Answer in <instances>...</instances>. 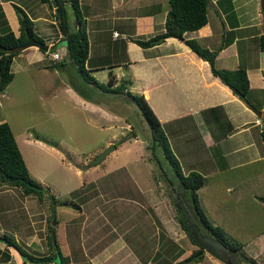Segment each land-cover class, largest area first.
<instances>
[{
  "label": "rangeland",
  "instance_id": "374dc122",
  "mask_svg": "<svg viewBox=\"0 0 264 264\" xmlns=\"http://www.w3.org/2000/svg\"><path fill=\"white\" fill-rule=\"evenodd\" d=\"M16 1L24 2L29 14L39 10L42 18L51 19L47 2ZM68 3L65 6L72 25L73 9ZM38 6L46 7V11ZM226 31L221 29L222 34L217 37L221 38ZM248 42L258 44L257 38ZM54 48L50 44L47 52ZM14 58V77L0 96V117L10 124L31 176L45 191L38 199L33 194H22L19 187L0 182V231L16 234L25 249L45 255L52 250V228L62 243L67 264H194L195 261H177L197 249L182 229L179 217L184 214L197 221L204 234L208 230L194 215L190 192L178 194L176 187L169 185L168 178L177 179L172 162L161 144L152 148L149 127L138 105L129 98L120 100L117 93L93 90L91 82L85 83L79 77L74 63L65 70L54 64L40 69L39 63L20 69L16 63H23ZM45 61L53 62L47 58ZM64 62L67 64L66 59ZM62 81L63 86L84 83L83 92L114 100H104L105 112L99 105L90 109L69 98L60 88ZM132 89L134 93L138 88ZM153 110L157 115L154 107ZM173 121L176 137L169 122L162 126L165 132L169 128L167 137L172 152L179 156V164L183 162L186 170V153L190 156L196 146L203 148L204 140L198 134L199 128L186 126L185 118ZM180 132L186 135L179 137ZM112 142L115 147L105 158L90 164ZM180 166L182 173L187 174L182 163ZM260 166L261 161L245 165L251 174L245 178L243 166L230 171L232 178L229 172L222 177L214 171L198 190L208 218L222 224L228 234L241 242L264 229V202L259 199L264 194V165L262 174L256 172ZM229 183L234 190H229ZM60 201H74L77 205H61L57 203ZM11 247L0 241V249L12 251ZM261 248L257 252L264 262V247ZM139 254L142 263L136 259ZM11 256L4 260L0 253V264H17ZM205 256L216 258L210 253Z\"/></svg>",
  "mask_w": 264,
  "mask_h": 264
},
{
  "label": "crops",
  "instance_id": "0c3cea01",
  "mask_svg": "<svg viewBox=\"0 0 264 264\" xmlns=\"http://www.w3.org/2000/svg\"><path fill=\"white\" fill-rule=\"evenodd\" d=\"M0 1L10 28L18 35L19 22L13 4L20 5L27 12L24 2ZM166 2L167 0H79L88 37L85 67L99 82L110 81L111 87L117 86L124 80L127 81V89L132 93V88H138L134 93L142 94L150 101L161 123L171 124L174 137L176 131L173 120L185 118L188 128L194 125L195 128L200 129L198 134L204 140L203 148L199 149L196 146L190 156L186 153L188 159L186 170L183 168L184 163L181 162L182 169L186 173L191 170L198 171L205 177L206 183L207 176L215 173L214 171L222 177L229 172L232 178L230 171L243 166L244 177L251 175L250 171L245 169V165L261 161V166L256 172L258 175L262 174L264 146L261 131L264 129V122L253 110V107L264 109V48L260 46L264 35V21L260 0H209L207 22L197 29L183 32L184 39L194 38L201 45L217 50L214 60L216 67L245 68L250 87L248 102L239 98L228 85L213 75L208 60L195 53L184 39L167 36L163 41L148 47L141 46L133 40L146 39L165 31L164 23L169 8ZM47 6L51 19L42 18V12L40 13L39 10H33L34 15L27 13L35 21L36 33L50 41L48 49L50 44H54L53 51L60 53L63 60L66 59L67 64L64 62L54 66L65 70L68 65L73 66V62L66 56V45L63 44L65 39L55 17L56 8L49 3ZM38 7L46 11V7L43 6L44 9ZM144 8L148 9L145 11ZM220 26L222 30L227 29L226 34L221 38L217 37L222 34ZM114 31L118 35H115ZM45 34L48 36L44 37ZM252 38H257V46L249 44L248 40ZM47 51L36 46L22 49L13 56L11 70L15 74L12 67L15 56L19 59L17 62L23 63L22 65L16 63L18 68L21 67L20 69H27L28 65L33 63H39L38 68L45 69L48 65L51 67L59 62L51 59L52 51ZM46 58L53 62H46ZM77 72L79 75V71ZM60 83H62L60 88L67 92L69 98L90 109H93L92 105H99L104 111L102 100L89 99L77 92L74 86L70 84L63 86V81ZM83 84L79 86L82 87ZM91 85H93L92 89L98 92H109L102 91L94 84ZM6 87L0 92V96L4 95ZM116 93L120 96V100L122 96L129 98L126 92ZM188 117L192 121H187ZM3 120L5 118L0 117V121ZM166 134L170 136L169 128ZM182 135L186 134L180 132L178 136ZM23 139H26L25 134ZM228 188L232 191L235 187L229 183ZM26 244L30 245L29 242ZM81 247L83 248L82 244ZM261 247H264V230L242 246L248 257L255 258L250 264H264L260 260V253L257 252ZM11 249L9 253L14 263L27 264V262L23 263L16 249L13 247ZM207 253L210 252L204 253L202 257L204 260L195 261L194 264L210 262L228 264L221 259L219 261L217 257H214L215 259L206 257ZM136 256V259L142 263V255Z\"/></svg>",
  "mask_w": 264,
  "mask_h": 264
},
{
  "label": "trees",
  "instance_id": "16d2710c",
  "mask_svg": "<svg viewBox=\"0 0 264 264\" xmlns=\"http://www.w3.org/2000/svg\"><path fill=\"white\" fill-rule=\"evenodd\" d=\"M40 1L47 2L55 6V17L58 28L63 34V38L67 40L66 56L76 65L80 78L86 83L91 82L102 91H109L112 93L126 92L138 105L149 127L153 145L152 148L154 149L156 143L161 144L164 152L166 153V157H168L169 161L172 162V169L176 173L177 179L168 178L169 185L171 187H176L175 190L178 194H181V192L184 193L185 191L190 192L194 215L208 230L205 235L222 242L225 246L231 248L234 253L241 258L242 262L245 261L250 264L253 259L246 255L242 246L251 238L259 234L261 230L258 229L256 233L242 239L241 242L238 240L237 236H231L228 234L222 224L213 223V221L208 218L203 206L201 205L198 193V190L205 183V177L200 172L194 170L189 171L187 174L182 173L181 166L177 157L172 152L170 142L166 132L164 131L162 123L144 96L142 94L132 93L128 90L126 86L127 81L123 80L117 86L111 87L110 81L108 83H101L88 72V69L85 67V61L88 54V37L85 28V18L83 17L79 0ZM65 2H69V6L73 9L74 22L72 25V22L69 19L70 13L66 8L67 6H65ZM208 2L209 0H168L169 9L164 23L165 31L146 39L135 38L133 40L141 46L148 47L163 41L167 36H176L184 39V31L197 29L207 22ZM13 6L19 22L18 35H16L10 28L0 4V92H2L7 84L13 79L14 72L11 70L12 58L21 51H10V48L24 42L28 35H32L35 38L43 40V38L36 33L34 29L35 21L28 15V13L20 5L14 3ZM184 41L200 57L208 60L211 71L214 75L218 76L223 83L228 85L232 92L239 98L248 102V92L250 87L247 73L243 66L235 69L218 68L214 64L217 50H211L208 47L201 45L194 38H186ZM52 46H54V44H52ZM260 46L261 48H264V35ZM63 63L64 60L61 59L54 65ZM74 88L77 92L89 99L91 98L92 100L94 98L102 100L103 102L105 99L114 100L110 96L100 98L94 93L93 95L85 93L79 85H74ZM96 91L98 92V90ZM124 99L127 101L126 96ZM261 135L264 146V129L261 131ZM167 177L168 176H166V178ZM0 182L6 183L13 188L19 187L21 188L22 194H33L37 196L38 199L42 198V193L45 191V187L31 176L15 138L14 132L6 120L0 121ZM50 196L52 199L55 198L52 194ZM259 199L264 202V194L259 195ZM57 203L61 205L69 204V206L72 207H76L77 205L74 201L68 203L60 201ZM54 206L55 204L53 203L52 208H54ZM189 218L190 217H187V215L182 214L179 217V223L185 233L189 236L191 242L197 245V249L192 250L189 255L178 259L177 261L180 263L199 261L202 259L204 253L209 251V249L205 246L206 242L201 241L198 236V222L195 220L190 221L191 218ZM51 227L52 226H50V228ZM50 238L51 240L49 244L52 248L51 252L49 254L40 255L25 249L13 233L0 231V241L4 242L7 247H14L22 257L23 263L30 262L33 264H47L52 262L54 264H66L67 261L63 252L62 243L59 241L52 228ZM0 253L5 256L4 260L10 257L8 249H0ZM227 263L235 264L231 263V261H227ZM206 264L215 263L210 262Z\"/></svg>",
  "mask_w": 264,
  "mask_h": 264
},
{
  "label": "water",
  "instance_id": "95a60500",
  "mask_svg": "<svg viewBox=\"0 0 264 264\" xmlns=\"http://www.w3.org/2000/svg\"><path fill=\"white\" fill-rule=\"evenodd\" d=\"M261 7H262V10H263V21H264V0H261ZM63 44L66 45L67 44V40H64ZM30 46H36V47H38L39 49H41L43 51L48 50V44L46 42H44L41 39L35 38L32 35H28L24 42H22L21 44L10 48V51H20V50L25 49V48L30 47ZM128 97H129L130 100L133 101V98H131V96H128ZM253 110L255 111V113L258 116H260L262 118V120L264 122V109L261 110V109H257L255 107H253ZM114 147H115V144L113 142L110 143L102 151H100L92 161H90V164L99 163L101 160H103L105 158V156ZM204 239L207 241L206 245L205 244L204 245L207 247V249H209V252L211 254H213L215 257L227 262V261H229L227 255L233 253L234 263L235 264H240L239 256L237 254H235L234 251L231 248L225 246L222 242H220V241H218L216 239H213L210 236H208V237L204 236ZM224 251L227 252V255H225V256L222 255V253Z\"/></svg>",
  "mask_w": 264,
  "mask_h": 264
},
{
  "label": "flooded vegetation",
  "instance_id": "af4514ba",
  "mask_svg": "<svg viewBox=\"0 0 264 264\" xmlns=\"http://www.w3.org/2000/svg\"><path fill=\"white\" fill-rule=\"evenodd\" d=\"M190 220H191V219H190ZM198 234H199L198 236H199V238L201 239V241L207 243V241L204 239V236H205V237H208V236L205 235L203 232H201V231H199V230H198ZM203 239H204V240H203ZM222 255H223V256L227 255V252L224 251V252L222 253ZM227 256L231 259V263H234L233 253H232V254H229V255H227ZM240 264H249V263H246L245 261L242 262V260H241V258H240Z\"/></svg>",
  "mask_w": 264,
  "mask_h": 264
},
{
  "label": "built area",
  "instance_id": "2783aa9c",
  "mask_svg": "<svg viewBox=\"0 0 264 264\" xmlns=\"http://www.w3.org/2000/svg\"><path fill=\"white\" fill-rule=\"evenodd\" d=\"M115 35H118V33L116 31H114ZM50 57L53 60H60L62 59V55L60 53H58L57 51H52L50 52Z\"/></svg>",
  "mask_w": 264,
  "mask_h": 264
}]
</instances>
